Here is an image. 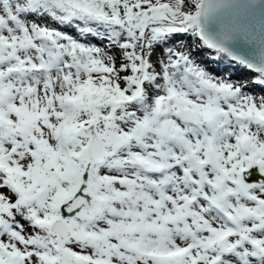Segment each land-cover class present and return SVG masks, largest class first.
Instances as JSON below:
<instances>
[{
	"label": "snow or ice",
	"instance_id": "obj_1",
	"mask_svg": "<svg viewBox=\"0 0 264 264\" xmlns=\"http://www.w3.org/2000/svg\"><path fill=\"white\" fill-rule=\"evenodd\" d=\"M0 264H264V0H0Z\"/></svg>",
	"mask_w": 264,
	"mask_h": 264
}]
</instances>
